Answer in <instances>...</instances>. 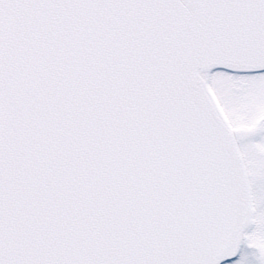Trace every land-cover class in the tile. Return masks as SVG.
<instances>
[{"label": "snow or ice", "instance_id": "obj_1", "mask_svg": "<svg viewBox=\"0 0 264 264\" xmlns=\"http://www.w3.org/2000/svg\"><path fill=\"white\" fill-rule=\"evenodd\" d=\"M0 264H264V0H0Z\"/></svg>", "mask_w": 264, "mask_h": 264}]
</instances>
